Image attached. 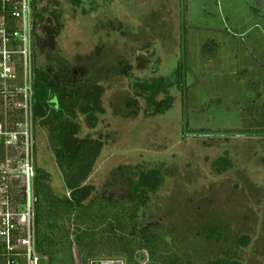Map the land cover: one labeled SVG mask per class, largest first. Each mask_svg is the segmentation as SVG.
I'll return each instance as SVG.
<instances>
[{
  "label": "rangeland",
  "instance_id": "obj_1",
  "mask_svg": "<svg viewBox=\"0 0 264 264\" xmlns=\"http://www.w3.org/2000/svg\"><path fill=\"white\" fill-rule=\"evenodd\" d=\"M34 1L27 50L21 53L16 40L7 45L16 75L0 82L9 88L0 96V130L16 134L0 158L15 169L27 150L36 177L39 172L53 194L68 196L49 131L31 115L32 71L47 64L37 37L57 16L51 56L79 69H110L100 82L96 125L89 127L81 113L77 118L79 137L104 143L86 182L90 197L119 166L157 170L161 182L139 211L138 226L158 221L172 229L166 241L182 262L228 255L239 264H264V0ZM208 41L217 46L213 58L203 52ZM124 65L127 75L114 70ZM161 78L171 85L155 99L173 101L156 114L134 84ZM133 98L137 114L126 117L125 102ZM22 183L13 184L14 193ZM214 225L220 241L199 234Z\"/></svg>",
  "mask_w": 264,
  "mask_h": 264
},
{
  "label": "trees",
  "instance_id": "obj_2",
  "mask_svg": "<svg viewBox=\"0 0 264 264\" xmlns=\"http://www.w3.org/2000/svg\"><path fill=\"white\" fill-rule=\"evenodd\" d=\"M73 2L77 4L79 0ZM38 18L41 21L43 16L38 14ZM54 20L48 19L42 27L43 36L37 37L39 52L45 54L47 64L32 71L31 115L49 131V146L68 196L53 194L38 172L34 181V238L42 264H76L75 250L80 264H97L101 259L141 264V257L146 258L147 264H191L188 257L182 262L166 241L172 229L158 221L137 225L148 194L161 182L157 170L119 166L111 172L103 189L90 197L93 189L86 182L104 143L99 138L79 137L77 118L81 113L89 127L96 125L97 115L103 112L100 82L107 78L110 69L98 72L95 65L79 69L61 57H52L61 28L57 16ZM216 49V44L208 41L203 46L204 55L213 58ZM129 69L124 65L114 70L127 75ZM134 85L145 94L154 113L164 114L171 108V96L155 99L171 85L166 79ZM125 110L124 116H136V98L125 102ZM215 228L205 226L199 234L206 240L220 241L221 234ZM172 241L176 244L177 236ZM204 264L239 263L227 255L215 256Z\"/></svg>",
  "mask_w": 264,
  "mask_h": 264
},
{
  "label": "built area",
  "instance_id": "obj_3",
  "mask_svg": "<svg viewBox=\"0 0 264 264\" xmlns=\"http://www.w3.org/2000/svg\"><path fill=\"white\" fill-rule=\"evenodd\" d=\"M34 0H0V82L15 79V71L9 66L11 52L7 45L16 40L19 45L29 44L28 36L33 22L30 17ZM29 46V45H28ZM31 46V45H30ZM9 88H0V96ZM16 132L0 130V151L9 144ZM9 138V141H7ZM6 141V142H5ZM9 158H0V264H42L35 248L34 219L36 174L29 152L25 161L12 169ZM14 170V171H10ZM18 180L23 185L18 193L13 184ZM97 264H125L122 259H101Z\"/></svg>",
  "mask_w": 264,
  "mask_h": 264
}]
</instances>
